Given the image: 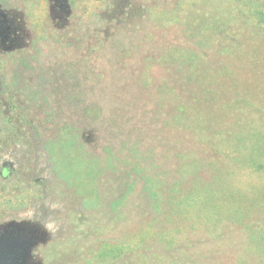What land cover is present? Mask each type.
Wrapping results in <instances>:
<instances>
[{"label": "rangeland", "instance_id": "374dc122", "mask_svg": "<svg viewBox=\"0 0 264 264\" xmlns=\"http://www.w3.org/2000/svg\"><path fill=\"white\" fill-rule=\"evenodd\" d=\"M0 16V228L37 231L31 262L264 264V0H0ZM114 82L101 93L138 122L65 141L62 101Z\"/></svg>", "mask_w": 264, "mask_h": 264}, {"label": "trees", "instance_id": "16d2710c", "mask_svg": "<svg viewBox=\"0 0 264 264\" xmlns=\"http://www.w3.org/2000/svg\"><path fill=\"white\" fill-rule=\"evenodd\" d=\"M168 44L167 45L169 47L175 46V43H168ZM128 86L129 85L127 84V87ZM109 87L112 90H117V89H123V87L125 88V85H118L117 82H114L113 84H111V86L110 84L107 86H105V84H99V85L94 84L95 90L98 91L99 93L97 92L94 93L88 99L84 100L81 97L78 98L69 97L62 101V104H64L65 106L64 108L67 110L61 112V114L57 117L58 120L56 121L55 125L58 127L57 124H59L62 126V127L59 126L62 128V131H67L66 133H64V135H66L64 138L65 141L68 139L72 141L74 135H69V134L72 132L73 128L78 127L85 122L90 123L91 125L108 127V129L110 130L119 129L120 131L125 130L126 128L130 129L129 128L130 126L132 127L136 122H138L137 120L131 117H129L128 120L120 118V115L122 114V109L124 108L123 101H125L126 99H123L118 94L113 95V94L101 93V89L106 90ZM75 90L77 91L80 90L79 84H77V89L75 88ZM8 119H11V121H15L16 117L9 116ZM114 137L115 136H113L112 140H116L114 139ZM139 206L141 207V211L144 212V208H142L143 203H140ZM147 250L151 252L153 248L149 247Z\"/></svg>", "mask_w": 264, "mask_h": 264}, {"label": "water", "instance_id": "95a60500", "mask_svg": "<svg viewBox=\"0 0 264 264\" xmlns=\"http://www.w3.org/2000/svg\"><path fill=\"white\" fill-rule=\"evenodd\" d=\"M40 237L25 223L12 222L0 228V264H34L33 247Z\"/></svg>", "mask_w": 264, "mask_h": 264}, {"label": "flooded vegetation", "instance_id": "af4514ba", "mask_svg": "<svg viewBox=\"0 0 264 264\" xmlns=\"http://www.w3.org/2000/svg\"><path fill=\"white\" fill-rule=\"evenodd\" d=\"M1 20L3 21V17L0 16V21H1ZM9 27H10V25H9Z\"/></svg>", "mask_w": 264, "mask_h": 264}]
</instances>
